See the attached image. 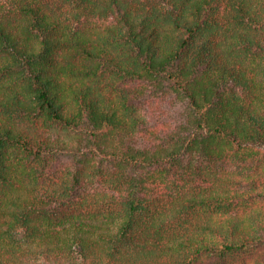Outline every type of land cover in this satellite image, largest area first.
<instances>
[{
  "label": "trees",
  "instance_id": "16d2710c",
  "mask_svg": "<svg viewBox=\"0 0 264 264\" xmlns=\"http://www.w3.org/2000/svg\"><path fill=\"white\" fill-rule=\"evenodd\" d=\"M0 264H264V0H0Z\"/></svg>",
  "mask_w": 264,
  "mask_h": 264
}]
</instances>
